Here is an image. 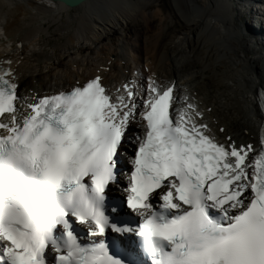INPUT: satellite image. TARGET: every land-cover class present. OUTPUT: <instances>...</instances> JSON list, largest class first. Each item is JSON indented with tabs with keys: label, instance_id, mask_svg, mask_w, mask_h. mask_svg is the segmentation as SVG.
Instances as JSON below:
<instances>
[{
	"label": "snow or ice",
	"instance_id": "obj_1",
	"mask_svg": "<svg viewBox=\"0 0 264 264\" xmlns=\"http://www.w3.org/2000/svg\"><path fill=\"white\" fill-rule=\"evenodd\" d=\"M11 76L0 69V264H141L110 254L108 231L136 237L146 264H264V147L217 141L190 102L170 114L172 86L114 96L97 76L18 104Z\"/></svg>",
	"mask_w": 264,
	"mask_h": 264
},
{
	"label": "bare ground",
	"instance_id": "obj_2",
	"mask_svg": "<svg viewBox=\"0 0 264 264\" xmlns=\"http://www.w3.org/2000/svg\"><path fill=\"white\" fill-rule=\"evenodd\" d=\"M158 1L89 0L71 9L53 0H0V66L10 62L20 87L32 79L18 90L24 100L17 103L97 76L114 96L123 85L139 82L137 97H144L155 82L174 88L171 113L194 104L217 141L230 137L252 145L254 157L263 123L258 96L264 90V0H171L184 27L163 44L164 26L149 31L153 19L160 26L167 19L161 8L147 12ZM138 19L147 30H133ZM51 40L53 47L45 52ZM207 71L213 79L207 80ZM135 131L143 128L136 125ZM134 143L130 138L127 151Z\"/></svg>",
	"mask_w": 264,
	"mask_h": 264
},
{
	"label": "rangeland",
	"instance_id": "obj_3",
	"mask_svg": "<svg viewBox=\"0 0 264 264\" xmlns=\"http://www.w3.org/2000/svg\"><path fill=\"white\" fill-rule=\"evenodd\" d=\"M157 8H161L163 10L164 16L167 19L162 23V26H160V23H159L160 21L158 19H153V23L150 24V27L151 28H149L150 29L149 31L152 34H154L155 32L159 31L160 27H163L164 26V28L166 29V32H165L164 37H163V40L161 42V44H163L164 42L167 41V39L169 38V36L173 32H175L176 30L182 29L184 27V23L179 18V16L176 14V12H175V10L173 8V4H172V1L171 0H160L157 3H153L151 6H149L147 8V12H154ZM245 18L246 17H244L242 15V20H244ZM62 21L65 22V19L62 20ZM46 25L48 26V24H46ZM56 26L57 25L52 26V29L51 30L53 31L54 29H56ZM131 29L126 30L127 32L126 31L124 32V33H126L125 34L126 37H128L130 31L133 32V30H135V29L136 30H143V29H146L147 30V28L145 26V23L142 20H140V19H138V21H136L135 24L133 25V30H131ZM45 37L46 36L44 35V38ZM53 44L54 43L51 40V42L48 43L47 46H45V48H46L45 52H48L47 49L52 48L53 47ZM75 48H76V46L74 45L73 46V49H75ZM195 67L200 70L201 69V64L197 62V64L195 65ZM212 72L213 71H207L205 73V77L207 78V80L214 78V73H212ZM30 83H32V79H29V80L25 81V85L23 87H21V88L26 89L30 85Z\"/></svg>",
	"mask_w": 264,
	"mask_h": 264
},
{
	"label": "water",
	"instance_id": "obj_4",
	"mask_svg": "<svg viewBox=\"0 0 264 264\" xmlns=\"http://www.w3.org/2000/svg\"><path fill=\"white\" fill-rule=\"evenodd\" d=\"M54 2L61 3L68 8L75 9L89 0H53Z\"/></svg>",
	"mask_w": 264,
	"mask_h": 264
}]
</instances>
